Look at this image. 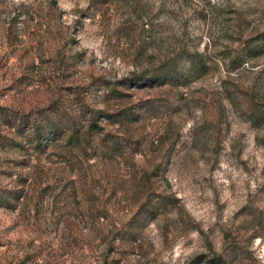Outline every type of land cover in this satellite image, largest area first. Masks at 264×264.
<instances>
[{
  "label": "rangeland",
  "instance_id": "374dc122",
  "mask_svg": "<svg viewBox=\"0 0 264 264\" xmlns=\"http://www.w3.org/2000/svg\"><path fill=\"white\" fill-rule=\"evenodd\" d=\"M261 44L264 0H0V264H264Z\"/></svg>",
  "mask_w": 264,
  "mask_h": 264
},
{
  "label": "trees",
  "instance_id": "16d2710c",
  "mask_svg": "<svg viewBox=\"0 0 264 264\" xmlns=\"http://www.w3.org/2000/svg\"><path fill=\"white\" fill-rule=\"evenodd\" d=\"M262 46H264V44L259 45V47ZM191 63L194 70H200L203 69L204 66H206L199 53H195L191 56ZM183 77L184 76L179 73V70L174 65H171L168 69H166L162 73L154 76L151 75L146 76L145 74L139 76L142 85H153L154 83H159L161 81L162 82L179 81ZM74 137L75 135H71L70 139H74Z\"/></svg>",
  "mask_w": 264,
  "mask_h": 264
}]
</instances>
